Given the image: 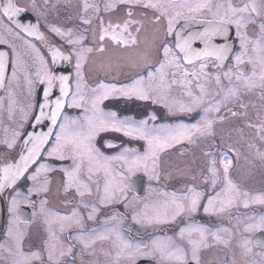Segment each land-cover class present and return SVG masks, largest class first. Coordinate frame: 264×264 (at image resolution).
I'll return each instance as SVG.
<instances>
[{"label":"flooded vegetation","instance_id":"flooded-vegetation-1","mask_svg":"<svg viewBox=\"0 0 264 264\" xmlns=\"http://www.w3.org/2000/svg\"><path fill=\"white\" fill-rule=\"evenodd\" d=\"M6 2L7 0H0V40L3 41L0 43V53L4 54L5 61V82L0 86V127L6 128L7 132L13 130L15 135L8 139L6 137L10 136L5 137L0 132V175L1 170L15 158L21 133L31 118L36 106L37 90L41 85L40 77L36 75L41 65L36 52L29 45L35 46L52 72L55 63L52 61L51 49H58L63 57H67L71 64L70 92L73 93L78 53L84 54L83 79L80 81L96 87L101 82L120 87L130 84L138 74L146 77L148 70L158 67L156 62L164 59L162 45L167 44L176 56L181 57L180 69L174 67L166 69L168 72L166 82L169 87L161 88L160 94L158 90L152 91V98L149 100L111 96L103 101L100 108L105 112L115 111L120 119L131 117L136 122L147 120L148 127L155 129L197 123L205 116L204 109L210 103L219 102L220 110L208 113V118L214 121L213 136L201 138L195 144L185 141L165 150L160 154L159 179L149 180L142 171L138 172L136 176L142 182L133 184L126 192L125 198L113 199L111 202L101 203L105 184L111 177H106L103 171H100L91 174L89 179L86 161L79 173V180L81 184L88 186L90 192L81 188L80 191H84V195L81 196L76 185L65 190L68 181L63 170L71 171L79 161H74L70 153L66 154L64 159L49 156L48 152L55 144V135H51L36 163L5 194L0 192V264H16L20 259L19 251L26 256H31L32 253L39 254V259L33 257L29 264H160L158 255H136L133 260L128 256L127 250L117 258L121 247L116 240V233L133 245L139 243L150 246L154 239L171 237L175 245L184 249L189 264H197V261L191 258L192 245L189 243L188 235L185 234L183 238L179 235L181 228L190 225L202 226L208 230L205 234L207 246L201 244L197 251L198 264H264V251L257 243L264 240V230L245 231L246 226L264 217V204L254 202L255 197L264 196V89L258 87L249 89L235 77L231 83L224 77L225 72L234 69V57L241 52L236 26H229L231 51L228 53V59L222 64L215 57L194 60L186 64L182 59L183 53L175 48L176 34L179 33L180 37L193 34V26L186 29L189 32L186 35L181 33L183 30L181 26L199 22L180 19L174 25L173 34L167 35V19L161 18L156 22L155 11L143 7L148 0H139L138 3L121 0H13L22 11L12 22L2 15ZM228 2L229 0H212L214 5L217 3L226 5ZM230 2L242 7L252 0ZM85 3L93 7L85 11ZM255 3L257 11L252 12L249 9V12L244 14L245 17L250 16L255 23H248L245 28L240 29L248 38V56L253 60L257 55L252 51L253 45L260 39L259 25L264 22L261 0H255ZM108 5L112 7L109 8ZM204 19H211V16H205ZM85 20L90 22L85 23ZM125 20L137 22L131 24L128 29L137 38L135 45L124 46L115 43L111 39V32L103 41L100 40L103 29L108 28L110 24L120 25L122 28ZM16 22L33 26L36 35H27L16 27ZM53 28H59L64 35L57 34ZM137 28H140L139 32L136 31ZM69 40L73 43H69ZM222 42L218 45L227 44L226 40ZM202 44V40H193L192 49L202 52L204 49L198 48V45ZM88 48L92 51H85ZM100 48H103V51H100ZM145 59L148 60V69L144 67ZM247 59L246 56L242 68L249 75L256 71L258 79L260 66L257 64L254 67L253 64L247 63ZM201 63L207 65L203 70L208 74L207 77L189 76L188 79L193 81V85L199 83L204 86V102L192 112H181L180 105H190L192 101L186 94V87L179 83L183 79V71L187 69L189 73H200ZM173 72L176 73L175 76L172 75ZM217 75L221 78L219 85L215 81ZM173 80L178 83H171ZM28 81H31V84ZM145 84L147 86V80ZM30 87H34V90L31 108L26 114L23 99L26 95L25 88ZM156 87L158 83L154 82L153 88ZM229 87H237L238 91L234 96L228 94L226 97ZM194 91L198 93L199 89L195 88ZM71 93L66 99V105L53 133L59 132V124L65 123L64 117L75 120L76 117L84 118L86 114L91 115V112L85 113L84 109L91 107L90 98L93 93L83 94L85 99L82 101L83 107L80 108L68 106ZM10 100H15L11 108ZM152 115L156 117L155 120L150 119ZM14 123L15 127L12 126ZM5 138L7 140L3 141ZM13 140L15 142L9 148L7 145ZM93 143L106 157L117 156L125 148L136 149L140 153L146 148L144 141L112 131L101 132ZM107 143H113L117 147L108 148ZM206 150L211 151L218 161V166L224 155L233 161L230 176L242 193L249 194L247 198L242 195L236 204L223 213L204 211L207 197L215 194L211 187L212 177L207 170L209 158L204 155ZM41 164L47 165L50 170L42 172L35 181L30 179ZM112 169V175L119 181L121 162L112 161ZM45 178L47 191H42ZM189 187H194L205 194L195 212L182 213L175 221L169 223L148 224L141 219L145 211L151 214L152 207L170 199L172 193H176L177 196L185 195ZM219 188L218 183L216 190ZM165 193L169 195L165 196ZM13 199L18 202L17 210L14 212L9 210ZM245 199L248 201L247 207L244 206ZM44 201L46 203H43L41 211ZM145 205L149 206L148 209ZM93 208L96 209L95 213L92 212ZM73 212L77 214L75 217L72 216ZM90 214L92 219L88 218ZM134 216L140 222L134 220ZM16 217L24 222L13 223ZM64 217L71 219H62ZM46 219L51 222L46 223ZM77 219L80 224L75 223ZM112 229H115V232L110 231ZM50 233H55L56 241L50 240ZM213 233L218 235L220 240H216ZM101 234L107 235V238L99 239ZM191 239L199 240L198 234L193 233ZM245 240L252 241L249 244L251 252H245L242 246ZM51 243L57 245L58 258L55 261L48 260L47 249ZM61 251L64 253L63 256L59 255ZM142 251L149 253L150 248H142Z\"/></svg>","mask_w":264,"mask_h":264},{"label":"snow or ice","instance_id":"snow-or-ice-1","mask_svg":"<svg viewBox=\"0 0 264 264\" xmlns=\"http://www.w3.org/2000/svg\"><path fill=\"white\" fill-rule=\"evenodd\" d=\"M121 2L127 3H138L139 0H121ZM93 7L85 3V11ZM107 7L111 8L112 5ZM143 7L150 8L156 13V22H159L161 18L167 19V35H172L174 31V25L179 22L180 19L185 21L193 22H202L207 25L202 32L191 34L187 37H180V34L177 33V39L175 43V48L179 50L180 53H183V61L186 64L192 63L194 60H202L208 57H215V59L221 64L224 60L228 59V53L231 51V46L228 44L215 45L212 44V38L216 36L223 37L225 40L228 39L229 35V26H236V35L240 38V47L241 52L238 53L235 59L234 69H229L224 73V77L232 82L233 77L237 81H240L245 87L249 89L252 88H261L264 89V22L260 23V39L256 40L252 51L257 53L255 60L251 56H248V38L247 36L240 31V29L245 28L248 23H255L251 17H245V13L249 12L251 9L252 12L257 11V4L255 0H252L249 4H244L241 6L233 5L230 0L225 5L222 3L213 4L212 0H148L147 3L143 4ZM261 9H264V0H261L260 4ZM22 10L15 5L13 0H7L3 5L2 15L7 17L10 22L13 21V18L16 17ZM131 11L129 16H131ZM211 16V19H204L205 16ZM85 23L90 21L85 20ZM137 23L132 20H125L123 27L120 25H109L108 28L102 30L100 35V40L103 41L105 36L111 32V39L117 43L124 46L135 45L137 43V38L128 31L131 24ZM16 27L22 29L24 33L29 36L36 35L35 29L33 26L23 25L19 22H16ZM119 29V31H117ZM59 35H64L59 28H53ZM137 32L140 31V28L136 29ZM19 35V33H17ZM203 40L205 43V48L202 52L194 51L192 49L193 40ZM78 42V41H77ZM0 43H3L0 40ZM69 43L73 41L69 40ZM33 51L36 52L37 59L41 67L37 70L36 75L40 77L41 83H47L48 88L45 90V98L50 95V90L53 87V83L56 80L60 82V98L55 101L54 108L49 104L41 106L40 116L35 117L37 123L40 122L41 118L44 117L45 113L43 111L44 107H49L51 109L49 119L51 120L52 125L57 124V118L60 116L61 109L65 106L66 98L69 97V78L67 76H56L54 72L50 71L47 67L46 62L43 57L40 55L39 51L35 49L34 45H29ZM103 51V48L99 49ZM87 52H91L92 49H85ZM163 52V61H157L159 65L155 67L154 70H148L147 76L138 74L136 78L132 80L130 84L122 85L117 87L115 84H105L103 82L99 83L96 88L92 90L93 95L90 98L91 107H85V113L91 112V115H85L83 118V123L77 120H69L67 117H64L65 123L59 124L60 131L53 133L52 129H49L48 133L41 135L29 136L27 140L24 141L25 146L31 144V147L27 148V155H20V159L15 164H9L3 169V177L0 178V190H2L7 184H13L16 180L22 176L25 172L28 171L29 165L36 163V159L40 156L43 146L48 142V138L51 135H55V144L53 145L51 151L48 152L49 156H56L59 159H64L66 154H71V157L74 161H79L75 164V167L69 171L64 169L65 176L67 177V186L65 190L72 187L73 185L77 186V192L83 196L84 191L90 192V189L86 184H81L79 180V173L82 166H84L85 161L87 162V170L89 179H91V174L94 172L103 171L106 177H111L105 184L104 196L101 197V203L111 202L113 199L125 198V194L128 190L133 187V177L138 172H143L144 175L148 177L149 180L159 179L158 167L160 154L165 150L187 141L190 144L197 143L201 138H206L213 136V119L208 118V113L213 111L219 112L220 105L219 102L212 104L210 103L208 107L204 109L205 116L193 124H180L175 127H161L159 129L149 128L147 120H140L139 122L133 121L131 117H125L120 119L115 111L105 112L100 108V105L104 100L108 99L111 96H123L128 99L133 97L138 100H149L151 99V92L158 90L153 88V83H158L159 88L169 87L170 85L166 82V77L168 72L166 69L174 67L180 69L181 65L179 60L181 57L176 56L172 48L167 44L162 45ZM52 61L55 63L57 59H67L63 57L58 49H51ZM78 59L76 63L77 76L80 80L83 79L82 76V61L84 60L83 52L77 54ZM248 57L247 63L253 64L255 67L257 64L260 66V72L257 77V72L253 71L251 75L246 73L242 68V65L245 64V57ZM145 69L149 68L148 60L144 61ZM207 65L205 63L200 64L201 72H191L189 73L187 69L183 71V79L179 81L183 86L186 87V94L192 98L190 105L181 104L179 110L181 112H192L195 107L199 106L204 102L205 88L203 85L197 83L193 85V81L188 79L191 77H207V73L204 72V68ZM5 61L4 54L0 53V86L4 85L5 82ZM173 76L176 75L175 72L172 73ZM16 72L13 71V77L15 78ZM158 77V81H157ZM148 81L146 86L145 81ZM217 85L221 83V78L219 75L215 77ZM31 84V81H28ZM171 83L175 84L178 81L173 80ZM195 88L199 89V92L194 91ZM80 83L77 84V89L75 93H71V103L69 107L80 108L83 107L82 101L85 97L81 92ZM238 91L237 87H229L227 89L226 97L228 94L235 95ZM155 102V101H153ZM235 115V113H232ZM150 119L155 120L156 117L152 115ZM118 132L122 133L126 137H130L136 140H142L146 144V148L141 154L136 149L125 148L119 155L106 157L103 153L100 152L98 148L95 147L93 143L96 137L101 132ZM18 136L19 133H16ZM12 143H8V147L13 146ZM108 148L117 147L113 143H107ZM204 155L209 158L208 160V172L211 174V187L213 188L215 194L209 195L207 197V204L204 206L205 213L217 212L223 213L228 208L236 204L237 200L243 195L247 198V192H241L237 184H235L230 176V169L232 167L233 161L228 158L227 155H224L222 159L219 160V166L217 159L212 155L210 150H206ZM112 161L121 162V170L118 173L119 181L115 180V176L112 175ZM222 169V171H221ZM50 169L47 165L41 164L39 168L36 169V174L30 177L32 180H37L38 176L43 172L46 173ZM207 181V178H205ZM219 183L220 188L217 191L216 186ZM47 179L45 178L44 186L42 191H47ZM83 188L84 191H80ZM31 192L32 189H29ZM165 196L169 194L165 193ZM205 194L201 191H197L194 187H189L187 193L183 196H177L176 193L170 195V199L161 202L159 205L151 208V214L149 211H145L141 219L148 224H161L169 223L175 221L182 213L195 212L200 205L201 198ZM187 202V203H185ZM254 202L264 204V196H257L254 198ZM42 202L41 211H43ZM244 206H248V201L245 199ZM18 207V202L13 199L12 207L10 211H16ZM127 207V205H126ZM148 205H145V208L148 209ZM96 209L93 208L92 212L95 213ZM77 214L73 212L72 216L75 217ZM89 219H92L90 214ZM62 219H71V217H64ZM134 220H137V217H133ZM19 217H16L13 223H21ZM46 223L51 221L47 220ZM137 222H140L137 220ZM26 223V222H25ZM76 224H80V221L77 219ZM255 229L264 230V217H261L258 221H253L252 224L246 226L245 231H253ZM11 231V230H10ZM61 231H63V226H61ZM115 232V229L110 230ZM208 230L202 226H188L187 228L180 229V237L183 238L185 234L189 237V243L192 245V260L197 261V251L201 244H205L206 241V232ZM226 231V230H225ZM196 233L199 236V240L191 239L192 234ZM216 240H220V237L213 233ZM99 239H106L107 235L101 234ZM57 237L55 233H50V240L56 241ZM116 240L119 242L121 247V252L117 253V258H119L122 253L127 250L128 256L133 260L136 255H146L150 254L153 256L159 257L160 264H189L186 253L183 248L175 245L171 237H166L163 239H154L151 241V245H141L139 243L133 245L130 242H126L123 238L116 233ZM252 241L245 240L243 242V247L245 252H251L249 244ZM262 251H264V240L257 241ZM87 247L88 244L86 243ZM205 246H207L205 244ZM17 248L19 250V237H17ZM142 248H150L149 253L142 251ZM48 260L55 261L58 257L56 256L57 245L56 243H51L48 246ZM69 251L71 249L69 248ZM60 256H63L64 253L61 251ZM20 259L17 260L16 264H29L31 258L39 259L38 253H32L31 256H26L22 251H19Z\"/></svg>","mask_w":264,"mask_h":264},{"label":"water","instance_id":"water-1","mask_svg":"<svg viewBox=\"0 0 264 264\" xmlns=\"http://www.w3.org/2000/svg\"><path fill=\"white\" fill-rule=\"evenodd\" d=\"M191 26L194 27V33L193 34L202 32L203 29L205 27H207V25L205 23H202V22L191 24V25H183V26H181V28L183 29L181 33L184 34V35H186V33H189L186 29L188 27H191ZM220 39H221L220 37H213L211 42H212V44L218 45V44H220V42L225 41L224 38H222L221 40ZM226 41H227L228 45H231V41L229 40V37H228V39ZM202 42H203V44L202 45H198V48L204 49L205 48V43H204L203 40H202ZM53 72L55 73L56 76H67L69 78V91H70V88H71V81L70 80H71V72H72L70 61L67 60V59H59L54 64ZM47 88H48V85L45 82V83H41L40 87L37 90V94L38 95H37V98L35 100V105L36 106H35L32 114H31V118L29 119V121L27 122V125L25 126L24 131L21 133L20 140H19L18 146L16 148L17 151H16L15 158L12 160V162L10 164L17 163L19 161V159H20V155L21 154L27 155V148L31 147V144H28L27 147H26L25 144H24V141L27 140L29 138V136H35V135H41V134H44V133H48L49 129H52V131H54L55 126L52 125L51 120L48 118L49 115H50V111H51V109L49 107H44L43 108V111H44L45 115H44L43 118H41L39 123H37V120L35 119V117L40 116V110H41V106L42 105H45L47 103V104L51 105V107L54 108L55 101L58 98H60V82H59V80L54 81L53 87L50 90V95L46 99L45 95H44V92H45V90ZM62 110L63 109H61V111ZM59 117L57 118V121H58ZM49 138H50V136H49ZM43 149L44 148H42V150ZM32 165L33 164H30L29 168ZM3 169L1 170L2 173L0 175V178H2L3 175H4ZM22 176H20L16 180V182L13 183V184H7L6 183V186L2 190H0V192L2 194L4 192V194H5L11 187H13L14 184L17 183V181ZM140 182H142V180L138 176L135 175L134 178H133V184H138Z\"/></svg>","mask_w":264,"mask_h":264},{"label":"rangeland","instance_id":"rangeland-1","mask_svg":"<svg viewBox=\"0 0 264 264\" xmlns=\"http://www.w3.org/2000/svg\"><path fill=\"white\" fill-rule=\"evenodd\" d=\"M75 70H76V67H75ZM76 74H77V71H76ZM78 83H80V86H81V92L83 93V94H85V93H93L92 92V90L94 89V88H96V86H94V85H91V84H89L88 85V83L86 84V83H83V81H80V79H79V77L77 76L76 77V79H75V83H74V88H73V93H75L76 92V89H77V84ZM157 89H158V94H160V92H161V88H159V87H156ZM33 90H34V87H30V88H25V96H24V99H23V105H25V108H26V114L29 112V110H30V108H31V98H32V96H33ZM89 91V92H88ZM71 98L72 97H70V99H69V103H71ZM10 101H11V103H10ZM9 101V106H10V108H11V104L12 103H15V100H10ZM10 116H11V112H10ZM12 117H13V115H12ZM14 118V117H13ZM83 116L82 117H76L75 118V120H77V121H79V122H81V123H83ZM66 122V121H65ZM0 126H1V123H0ZM12 126H14L15 127V123L12 125ZM164 127V126H163ZM156 129H159V128H156ZM18 130V127H16V131ZM59 131H60V129H59ZM0 132L6 137V136H10V137H6V138H8V139H10L11 137H13L14 135H15V133H14V131L13 130H11L10 129V131L9 132H7V130H6V128H2V127H0ZM3 139V141H5V140H7V139ZM145 150V149H144ZM144 150L141 152V154H143V152H144Z\"/></svg>","mask_w":264,"mask_h":264}]
</instances>
